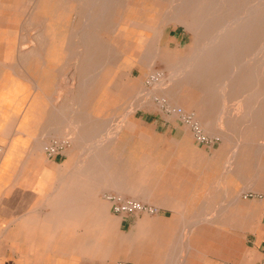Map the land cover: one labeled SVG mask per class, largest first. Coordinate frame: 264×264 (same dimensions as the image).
Masks as SVG:
<instances>
[{"label":"crops","instance_id":"1","mask_svg":"<svg viewBox=\"0 0 264 264\" xmlns=\"http://www.w3.org/2000/svg\"><path fill=\"white\" fill-rule=\"evenodd\" d=\"M36 3L23 21L9 16L13 10L10 3L0 7V141L5 148L11 147L7 140L10 133L32 134L24 142L36 140L46 110L69 115L65 130L70 126L69 130L82 135L76 143L104 133L105 118L134 98L143 85L145 74L137 63L141 53L137 47L141 38L149 46L150 35L155 33L148 34L151 27L138 31L137 18L129 20L125 29L134 38L135 63L113 61L109 66L100 52L102 46L86 51L71 36V28L81 17L86 22L89 14L65 15V24H58L51 18L58 12H54V1ZM41 8L47 12H41ZM63 28L67 29L65 33ZM105 33L112 41L104 37ZM116 36L113 30L99 31L96 46L108 40L115 47ZM179 36L167 37V46L174 39L181 43ZM32 50L34 54L26 56ZM108 67L114 76L112 81L103 79ZM135 69L142 71L139 77L134 75ZM52 81L57 82L54 94L50 93ZM136 107L122 132L131 144L129 160L123 162L131 166V178L127 186L124 180L125 188L120 193L157 206L159 214L123 217L113 213L107 190L121 189V176L116 173L114 178L108 173L104 179L92 166L120 165L121 160H90L84 153L79 155L76 144L75 153L52 158L41 151L20 158L0 150V264L264 261V178L256 180L253 189L260 197L251 201L242 195L248 191L245 186L240 194L233 191L232 195L231 189H218L217 175L222 171L218 166L227 165L224 158H215L213 150L198 145L192 131L179 119L169 120L163 109L149 116ZM232 196H236L238 205H233Z\"/></svg>","mask_w":264,"mask_h":264},{"label":"rangeland","instance_id":"2","mask_svg":"<svg viewBox=\"0 0 264 264\" xmlns=\"http://www.w3.org/2000/svg\"><path fill=\"white\" fill-rule=\"evenodd\" d=\"M28 1L29 0H0V7H6V4L10 3L9 6H11L13 10L10 9L9 16H14L23 21L30 12L29 10H32L37 4V0L32 1V3ZM43 4L44 3H41L42 6ZM168 4L169 6L171 5L167 0H137L136 6L142 8V6L145 5L148 10L153 11L156 6H162L165 10L169 7ZM42 12H47V9H43ZM148 18H151V22H153L152 24L147 23L146 25V27H148V25H150V27L152 26L151 31H148L150 35L153 34L154 31L156 32V29L160 26L161 19H159L155 13H152ZM142 19L141 16H138L137 22L143 23ZM90 21H92V19H89V22ZM73 23L74 22L71 24L73 25ZM139 23L138 25H140ZM169 23L170 24L165 23L166 25L163 33L165 39L164 37L162 38L163 45H161L159 41L156 48L158 56L156 57L155 53L151 52L152 56L150 59L153 64L151 63L150 68L144 70L146 73H144L143 85L139 87L134 98L129 101H124L123 105L118 109L117 107L115 108V113L113 115L105 118L104 133L100 132L95 134L93 137L94 139L90 138L81 143L70 142L68 137H73L74 133L72 130L68 129L69 127L65 130L66 118H69V115L68 117L60 116V114L54 115L51 111L46 110V115L44 117L45 123L41 126L42 131L35 133L37 137L36 140L33 141V139H30L32 141L24 142L25 137H32V134L20 133L19 135H14L10 133L8 136L9 139L7 140H9V146L11 145V147L5 148L4 141H0V150H3L6 155L20 158L28 156L33 152L41 151L52 158L60 153H73V145L76 144V146H79H77L78 149L76 150L79 155L84 153L87 158H91L90 160L96 161L97 157H100L99 161L101 162H108V159L121 160L122 164L120 165L100 163L92 167L99 169L104 179H106L108 173L114 178H117V174L119 173L122 181L124 182L125 180L127 186V181L131 178V166L123 162L129 160L131 144L122 132L129 118L128 116L134 113L135 106H137L136 109L143 108L141 110H145L144 112L149 116H156L153 114H160V112H162L161 109H163L164 114L168 115L169 120L179 119L181 125H185L186 128L192 131L188 124L183 123L180 116H175L174 109L177 108L178 110H182L184 115L192 117L193 122L201 128L202 132L215 142L212 149L214 157L218 158V156L221 155L219 157L221 159L224 158V161L227 163V165L218 166V170L219 167L222 169L217 175L218 189L227 192H230L229 190L231 189L232 195L235 191H239L240 194L244 191L243 187L245 186V189L248 190L243 192L245 194L242 193L243 196L245 195V198L251 201L260 197L253 188L256 187L259 179L264 178V170L262 169L264 165V148L262 145L264 143V100L258 97V103L254 102L256 96L252 94L249 96L237 94L235 93L237 91L233 88L220 87L221 83L215 79L208 78V75L212 72L210 70L205 74L207 71L204 72L206 69H204L205 66H203L202 59L198 60L196 57L194 60H190L192 57L198 55L196 51H198L197 45L200 36H196V31L188 28L184 24ZM142 28H144V26H142ZM35 29L34 32L36 31ZM66 31L67 29L63 28L62 33ZM177 34L180 35L179 40L182 42L178 43L174 41L170 46H167V37L174 38ZM209 34L210 31H206V33L205 31L201 32L202 39L204 40V50L206 51H211V44L208 45ZM104 37L110 39L111 35L105 33ZM114 38L115 36L113 39ZM140 40L143 45L146 44L144 38ZM70 44H72V42ZM263 44L264 38L256 46V51L261 54L264 52V50H261L264 49ZM259 48H261L260 51H258ZM76 49L77 46H73V50L75 51ZM166 50H168L169 59L165 58V53H161ZM259 60L263 64L264 59L262 58V60ZM228 65H230V63H228ZM232 65L233 64H231V66ZM177 68H179L178 72ZM219 70L225 71L224 69H216L215 71ZM141 72L140 69H135L134 75L139 77V75L142 74ZM220 73L224 74V72ZM154 77L157 79L159 77L160 81L153 82L154 80L152 79ZM56 83V81H52V90L50 93H55L54 86ZM261 85L263 88L264 79ZM62 94L64 95V92H62ZM197 104H200V106H197ZM150 112L151 115L149 114ZM72 118H74V116ZM20 119L21 118H19V120ZM207 121L210 122L209 126L204 123ZM57 123H60V125ZM54 129H56V131ZM224 138H227V140ZM88 141L92 143L90 144ZM90 147H96V149H91ZM86 148L89 151L86 150ZM52 151L55 152L53 153ZM232 170L233 173L230 175V171L232 172ZM230 184L231 186H229ZM122 189L123 188L118 189L115 187L113 190V187H111V189L107 190V192L110 193V195H107V199H109V197H116L125 201H139L138 199L135 200V198H130L127 197V195L121 194L120 192H123ZM235 197L236 196H232V203L233 205H238L239 202L235 203ZM107 201L105 203H107ZM109 201L108 205L110 207L113 206L112 201ZM139 202L157 209L158 212L155 214L140 213L127 217L156 216L159 214V208L157 206L142 201Z\"/></svg>","mask_w":264,"mask_h":264},{"label":"bare ground","instance_id":"3","mask_svg":"<svg viewBox=\"0 0 264 264\" xmlns=\"http://www.w3.org/2000/svg\"><path fill=\"white\" fill-rule=\"evenodd\" d=\"M52 1H54V8H55L54 12L56 10L58 11L56 16L51 17L53 22L55 23L65 24V19H66L64 18L65 15L77 14L83 16L84 14H89V17L87 18L85 17V18L87 20L92 19V21L87 22L86 20L87 22L86 23L85 21L82 20L83 17H81L82 19L78 20L76 26L71 28V36H74L76 39H78L79 45H82L84 48L86 47L85 49L86 51H88L87 50L88 48L91 49V47H92V51H97L96 49L93 48L100 49L102 46L103 49L101 48L100 52L103 55L106 64L108 65L110 64L109 66H113L112 65L113 61H119V62L121 61L125 65H129L130 64L129 62H131V65L132 63H135L133 59L134 47L132 44L134 43V38L131 35L129 36L128 33H126V29H125V23L129 22V20L132 21L135 18H137L138 20V16H141L143 18L142 19L143 23L136 22L138 26L137 27L138 31H140L146 28L147 23L148 24L153 23L151 22L152 21L151 18H148L150 17V15H152V13H155L156 16L159 19H161L160 26H158V28L156 29V32L154 33L153 37H151L150 35L149 46L143 45L142 43L138 44L137 48L138 51L141 53L137 55L138 57L137 63L144 70L149 69L150 64L152 63V60L150 59L152 56L151 52L155 53L156 57L158 56V53L156 52L157 51L156 48L158 46V42L160 41L161 32L164 31L165 25L170 24L169 22H171L172 24H176V23L184 24L188 28L196 31V36L198 37L200 36L199 43L197 45L198 51H196L198 55L195 57L191 56L192 58L190 60H194L196 57L198 60L202 59L201 61L203 62V66H205L204 69H206L204 72L207 71L205 74H207L210 70L212 72V73L210 72L211 74L208 75V78L217 80L219 83H221L220 87L233 88L235 91H237L235 92L237 94H242L247 96L252 94L256 96V99L254 98L255 99L254 102H257L258 97L259 98L261 97V99L264 100V87L262 88L261 85L264 79V62L262 64V62L259 60V59L262 60V58L264 59V52L261 54L256 51V46L264 38V32H263L264 31V0H167L171 4L170 6L168 4L169 6L168 8L164 10L162 6H156L155 9H153V11L148 10L145 5L142 6V8L136 6L137 0H52ZM43 9L46 10V8H41L40 9L41 12L43 11ZM138 23L140 25H138ZM140 26L141 27L144 26V28H141ZM134 27L136 26L134 25ZM148 28H150V25H148ZM104 30H108V31L113 30V32H115V35H117L116 41L118 42L117 43L118 45H115V47H113L108 40H102L101 41L102 45L99 44V46L98 45L96 46L97 43L96 40L98 39L99 31L101 33ZM204 31L205 33L206 31H210L211 35L209 34L208 36L209 43L208 42L207 43L208 45L211 44L210 45L211 51L204 50V40L202 39L201 36V32ZM45 39H47L46 34H45ZM27 41H29V39H26V44ZM261 48H259L258 51H260ZM75 52H79V51L77 50ZM161 53H165L166 55L165 58L167 59L170 58V56L168 55V50ZM31 54H34L33 50L26 53V56H29ZM228 63H230V65H228ZM231 64L233 65L231 66ZM179 68H177V72ZM216 69H224L225 71L223 70L215 71ZM220 72H224V74ZM65 78L68 79V77ZM113 78L114 76L112 70L110 67H108L107 70L104 71L103 79H105V81H112ZM152 80H154L153 82L160 81L159 77L158 79L154 77ZM71 86H69V88ZM197 106H200V104H197ZM220 112L222 113L221 110ZM174 114L176 117L179 116V112L177 108L174 109ZM204 123L208 126L210 124L209 121ZM68 138L70 142H77L81 140L82 135L76 133V135L74 134L73 137L71 138L68 137ZM225 140H227V138ZM94 144L92 145L95 146L96 144L95 145ZM262 145L264 148V143ZM94 148L96 149V147ZM86 150L88 149L86 148ZM219 156L218 158H220ZM121 188H124L123 181H121Z\"/></svg>","mask_w":264,"mask_h":264},{"label":"built area","instance_id":"4","mask_svg":"<svg viewBox=\"0 0 264 264\" xmlns=\"http://www.w3.org/2000/svg\"><path fill=\"white\" fill-rule=\"evenodd\" d=\"M179 116L183 123L188 124L191 129L195 141L198 145H202L207 149L212 150L215 142L209 139L201 130V128L195 124L192 117L183 114L182 110H178ZM53 153L55 151H52ZM109 200L113 203V213L119 216L127 217L131 215H136L140 213L155 214L158 212L157 209L147 206L139 201H125L116 197H109ZM118 264H130V263H118ZM224 264H234V263H224ZM264 264V261L261 263Z\"/></svg>","mask_w":264,"mask_h":264}]
</instances>
